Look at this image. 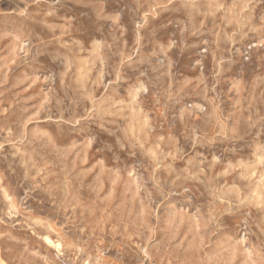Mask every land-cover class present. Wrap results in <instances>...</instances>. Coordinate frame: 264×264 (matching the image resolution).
I'll list each match as a JSON object with an SVG mask.
<instances>
[{"label": "rangeland", "instance_id": "374dc122", "mask_svg": "<svg viewBox=\"0 0 264 264\" xmlns=\"http://www.w3.org/2000/svg\"><path fill=\"white\" fill-rule=\"evenodd\" d=\"M0 264H264V0H0Z\"/></svg>", "mask_w": 264, "mask_h": 264}]
</instances>
